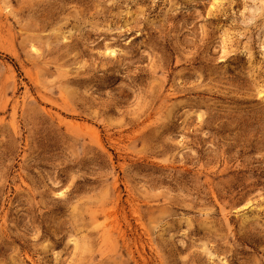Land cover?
<instances>
[{
  "label": "rangeland",
  "instance_id": "374dc122",
  "mask_svg": "<svg viewBox=\"0 0 264 264\" xmlns=\"http://www.w3.org/2000/svg\"><path fill=\"white\" fill-rule=\"evenodd\" d=\"M0 264H264V0H0Z\"/></svg>",
  "mask_w": 264,
  "mask_h": 264
}]
</instances>
